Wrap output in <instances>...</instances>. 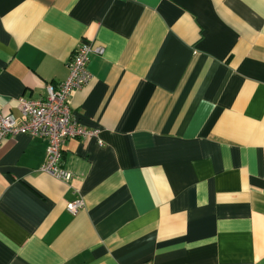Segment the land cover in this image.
I'll return each mask as SVG.
<instances>
[{"label":"crops","instance_id":"1","mask_svg":"<svg viewBox=\"0 0 264 264\" xmlns=\"http://www.w3.org/2000/svg\"><path fill=\"white\" fill-rule=\"evenodd\" d=\"M96 138L0 143V264H264V0H0V110L68 76ZM80 200L72 212L67 203Z\"/></svg>","mask_w":264,"mask_h":264},{"label":"built area","instance_id":"2","mask_svg":"<svg viewBox=\"0 0 264 264\" xmlns=\"http://www.w3.org/2000/svg\"><path fill=\"white\" fill-rule=\"evenodd\" d=\"M91 53H103V47L93 42H79L69 59L68 76L58 83L46 84V95L41 98L20 97L18 109L21 118L0 110V143L6 136L26 133L38 136L47 142L45 158L40 167L56 178L68 181L72 172L62 165V145L69 138H96L99 129L87 128L72 115L69 98L74 90L86 85L92 78L88 70ZM82 205L80 200L67 203L66 208L74 212ZM148 264V263H142Z\"/></svg>","mask_w":264,"mask_h":264}]
</instances>
